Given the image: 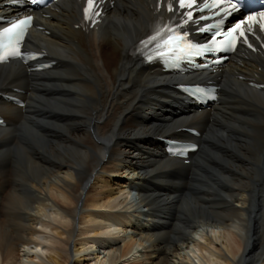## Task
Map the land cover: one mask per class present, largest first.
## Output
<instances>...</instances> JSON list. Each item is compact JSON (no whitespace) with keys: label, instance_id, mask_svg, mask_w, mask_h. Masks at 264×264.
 <instances>
[{"label":"bare ground","instance_id":"1","mask_svg":"<svg viewBox=\"0 0 264 264\" xmlns=\"http://www.w3.org/2000/svg\"><path fill=\"white\" fill-rule=\"evenodd\" d=\"M109 3L94 29L82 27L83 0L36 14L43 31L28 45L52 70L0 65V264H67L74 239L77 263L264 264V89L250 86L264 84V55L239 52L204 74L222 91L199 112L177 101L179 77L135 56L158 0ZM15 93L25 107L3 98ZM183 127L201 133L191 165L169 161L158 140H190Z\"/></svg>","mask_w":264,"mask_h":264},{"label":"snow or ice","instance_id":"2","mask_svg":"<svg viewBox=\"0 0 264 264\" xmlns=\"http://www.w3.org/2000/svg\"><path fill=\"white\" fill-rule=\"evenodd\" d=\"M197 6V0H178V10L180 12L181 18L186 17L185 23L191 21L193 24H199L200 21H204L207 18L201 15L198 20H193V9ZM92 7V0H89V8ZM204 8H215L219 11V13L223 16L231 17L234 14L240 12L241 8V0H219V2H214L212 4H204ZM168 10L170 12H174L173 5H168ZM88 9L85 10L87 14ZM202 11V10H201ZM95 14V13H93ZM32 20L31 16H28L23 19H17L15 22L11 24L10 27H6L3 29V35L7 36L8 39L16 40L19 42L22 39V34L24 32L25 26H27ZM258 23L261 30H264V11H261L256 14H250L246 18L238 21L233 29L230 31L232 32H239L238 39L244 43L248 42V33L252 30V24ZM215 27H219L216 25ZM202 27H197L196 32L198 35H204L206 31ZM188 35V31L186 29H179L175 27L168 26L165 29L157 32L156 35L151 36L147 41V44L154 45L157 49L159 58L164 59L167 61L171 55L177 51L187 52L188 55H198L199 51H207L208 46L207 44L204 45L203 48H200L198 51H189L192 49L193 45H188L187 48L182 47L183 41L185 37ZM216 36L212 35L210 37L211 42H215ZM235 44H233V47ZM248 47H252L251 44H248ZM14 55H21L20 50L17 48Z\"/></svg>","mask_w":264,"mask_h":264},{"label":"rangeland","instance_id":"3","mask_svg":"<svg viewBox=\"0 0 264 264\" xmlns=\"http://www.w3.org/2000/svg\"><path fill=\"white\" fill-rule=\"evenodd\" d=\"M175 108H177V111L179 110L180 111V108L179 107H177V106H174ZM176 111V112H177ZM185 115H189V114H191V112H189V111H185V113H184ZM147 119H151V120H154V119H157V116H150V117H148L147 116ZM166 135V134H165ZM96 179V178H95ZM95 182V180H93L91 183V185L93 186V183ZM114 183V182H113ZM112 183V184H113ZM114 187H116V185H114ZM124 198H126V196H124L122 199H124ZM4 206V207H3ZM9 205L7 204L6 205V203H3V204H0V223L2 222L3 223V221H2V219H4L5 218V215L7 214V207H8ZM4 210V211H3ZM9 212V211H8ZM2 214H3V216H2ZM5 214V215H4ZM3 217V218H2ZM143 219V218H142ZM144 222V221H143ZM161 223V222H160ZM12 224H13V228H12ZM15 226H19V222L16 220V221H14L13 223H10V226H8V230L9 229H11V230H9L10 232H12V231H14V232H12V234L14 235L15 234V228H17V227H15ZM81 226V225H80ZM11 227V228H10ZM39 227V226H38ZM37 227V228H38ZM40 228V227H39ZM52 231V232H51ZM59 232L57 233L56 231H54L53 229L52 230H50L49 232L50 233H53L55 236H57V237H59L58 236V234L59 235H61V231L60 230H58ZM221 231V230H220ZM217 232H218V234H220V232H219V230H217ZM221 232H224L223 230L221 231ZM205 234H207V233H205ZM208 235V234H207ZM201 237H204V236H201ZM198 238V237H197ZM205 238V237H204ZM117 239V238H116ZM75 240L76 239H74V240H72V248H71V250H70V252L72 251V253H71V257H70V261H68V263L67 264H92L93 262V258H94V256L92 255V256H90L91 258H89V256H86V258L85 257H83V258H81V259H83L81 262H79V263H77L78 262V258H77V255L75 254V252H74V250H77L79 247H74V245H76V242H75ZM199 240V239H198ZM89 246V245H88ZM74 247V248H73ZM90 247V246H89ZM89 247H87V248H89ZM91 248V247H90ZM93 249H95V248H93ZM93 249H90V251H94L95 253H96V256H98V257H100V260H101V258H102V261H107L108 260V256H109V249H106V248H102V247H96V250H93ZM45 251V250H44ZM100 253V254H99ZM45 254L48 256V257H50V255L51 256H54V253H52V251H46L45 252ZM53 254V255H52ZM114 254V253H113ZM20 255H24L23 253H20ZM23 258H26V257H23ZM88 258V259H87ZM134 258V257H133ZM80 261V260H79ZM91 262V263H90Z\"/></svg>","mask_w":264,"mask_h":264}]
</instances>
